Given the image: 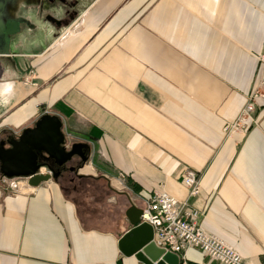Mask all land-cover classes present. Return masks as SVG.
<instances>
[{
	"label": "crops",
	"instance_id": "crops-1",
	"mask_svg": "<svg viewBox=\"0 0 264 264\" xmlns=\"http://www.w3.org/2000/svg\"><path fill=\"white\" fill-rule=\"evenodd\" d=\"M6 24L0 10V141L51 114L92 151L59 182L18 195L0 183V264H141L121 251L126 214L160 191L264 264V100L246 137L223 136L264 56V0H93L34 52L10 53ZM179 262L219 264L197 249Z\"/></svg>",
	"mask_w": 264,
	"mask_h": 264
},
{
	"label": "water",
	"instance_id": "water-1",
	"mask_svg": "<svg viewBox=\"0 0 264 264\" xmlns=\"http://www.w3.org/2000/svg\"><path fill=\"white\" fill-rule=\"evenodd\" d=\"M18 29V23L8 21L5 39L9 40ZM91 151L89 145L69 144L63 132L61 118L45 114L33 128H27L18 136H7L0 141V174L7 179H26L29 187L37 188L51 180L59 182L67 171L76 172L82 168L88 163ZM76 157L81 163L72 169L69 166ZM43 169L48 173H42ZM142 216L143 210L135 206L128 209L126 217L133 229L120 242L122 253L129 257L135 255L141 264H180L178 255L166 253L156 247L153 243L154 231L142 221Z\"/></svg>",
	"mask_w": 264,
	"mask_h": 264
},
{
	"label": "built area",
	"instance_id": "built-area-1",
	"mask_svg": "<svg viewBox=\"0 0 264 264\" xmlns=\"http://www.w3.org/2000/svg\"><path fill=\"white\" fill-rule=\"evenodd\" d=\"M258 57L260 67L253 90L247 96L238 117L224 123L223 136L227 139H234L238 135L245 136L252 127L258 126L255 114L259 103L264 100V57ZM42 173L46 174L48 171L43 169ZM120 178L125 179L126 175L120 174ZM0 183L17 195L29 187L26 179L3 177ZM182 183L187 188L190 198L200 195V179L196 172L188 171L182 174ZM203 219L204 214L193 209L189 202H180L163 191L155 193L146 202L142 216V221L150 225L154 231L153 243L166 253L179 256L189 249H197L210 262L247 264L236 248L203 228Z\"/></svg>",
	"mask_w": 264,
	"mask_h": 264
},
{
	"label": "rangeland",
	"instance_id": "rangeland-1",
	"mask_svg": "<svg viewBox=\"0 0 264 264\" xmlns=\"http://www.w3.org/2000/svg\"><path fill=\"white\" fill-rule=\"evenodd\" d=\"M92 1L0 0V10L7 16V22H16L19 24L18 32L9 38L10 45L14 46L12 48L10 46V53H12L13 49L16 50L18 44L23 47L19 51L34 52L39 49V41L42 38L45 39V47L50 44L49 42H55L59 34L65 28L69 27L74 19L78 18L83 9L90 5ZM51 20H53V23H58V25L54 24L57 25L56 27L53 25L50 26ZM49 27L54 32L53 35H50ZM34 35L37 36V43L35 45L32 39ZM255 119H257L256 114ZM256 127H252L251 130ZM248 133L245 134V137Z\"/></svg>",
	"mask_w": 264,
	"mask_h": 264
},
{
	"label": "flooded vegetation",
	"instance_id": "flooded-vegetation-1",
	"mask_svg": "<svg viewBox=\"0 0 264 264\" xmlns=\"http://www.w3.org/2000/svg\"><path fill=\"white\" fill-rule=\"evenodd\" d=\"M77 166H78V165H75V166H74V165L71 164L69 167L72 168V169H75V168H77ZM0 178H1V179L3 178V177L1 176V174H0Z\"/></svg>",
	"mask_w": 264,
	"mask_h": 264
},
{
	"label": "bare ground",
	"instance_id": "bare-ground-1",
	"mask_svg": "<svg viewBox=\"0 0 264 264\" xmlns=\"http://www.w3.org/2000/svg\"><path fill=\"white\" fill-rule=\"evenodd\" d=\"M62 41H63V39H62ZM62 41H61V42H62Z\"/></svg>",
	"mask_w": 264,
	"mask_h": 264
}]
</instances>
